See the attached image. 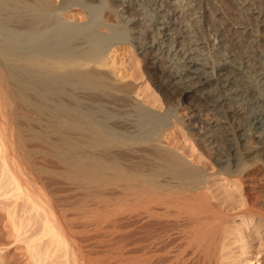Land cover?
Segmentation results:
<instances>
[{"label": "bare ground", "instance_id": "bare-ground-1", "mask_svg": "<svg viewBox=\"0 0 264 264\" xmlns=\"http://www.w3.org/2000/svg\"><path fill=\"white\" fill-rule=\"evenodd\" d=\"M160 1L62 0L57 3L55 0H0V68L6 70L9 66L17 67V70L29 75L33 79L32 87L28 84L31 88L25 87V91L29 93L28 89L34 87L37 90V96L34 93L31 94H34L35 99L38 97L37 99H40L41 102L48 101L49 103H54V106L56 104L63 109L67 108V116H70L74 121L68 127L74 126L75 121L78 124L83 121L86 122L83 119L89 116L95 121V126L98 124L99 118H101L100 127L105 128L107 134L115 133L114 136L120 134L119 136H122V139L124 138L123 135L126 136L123 144L111 138L109 146H104L105 153L106 151L109 153L115 150H120L119 152L121 153L122 148L118 149L119 146L137 142L143 145V148L139 146L135 149L134 147V150H132L134 153L130 154L138 153L141 155V153H147L148 158H150L149 155L152 156V167L142 168L146 167L143 164L140 169L139 167L132 169L131 164H126L127 166H125V164L120 162L121 164L114 168L117 174L113 173L117 177L126 178L124 184H122L127 186L125 185L127 182L128 186L122 187L125 188L123 190L117 189L118 192L123 191L124 197L121 196V192L115 193V195L119 194L120 197L119 195L117 196L121 200L127 196L129 197L127 198L133 213L130 215L131 217L134 216L133 218L135 219L132 221L133 226L135 225L134 223H140L139 220L141 221V218L144 219L146 225L143 223L144 227H142V223H140L141 225L139 226L144 231L145 226H150L154 218H156L155 221L159 218V222L162 219L164 224V219L167 222L174 220L178 224L176 226L174 223L176 227L173 225L172 228L174 227V229L169 232L163 229L164 232L162 233L167 231V235L169 234L168 236L165 235L166 239L163 237L165 240H161L160 236H157L159 233H156V237L152 236L149 231H146L145 236L142 235L140 237L141 233L139 231L142 232V228L135 225L133 231L138 228L141 229H138V232L137 230L135 231V233H139V236L135 235L137 237L134 236L135 238L132 242H130L133 238L131 236L132 238H130L129 242L130 245L131 243L134 244L132 246L134 253L130 251L132 247L129 251L134 257L131 258L138 260L137 264H144V262L139 263L140 260H159L158 263H160V260H166L165 264H185L189 260H193V263L198 262V264H219L220 255H222L221 253L224 249L225 236L227 235L224 227L226 215L215 208L216 206H214L212 201L213 195L211 196L208 191L207 182L208 178H210L209 176H211L207 170L208 168L204 166L206 165L205 163L202 164L204 168L195 167L194 165L188 166L191 162L189 161V164L187 158H185L186 156L178 151L180 145L175 140L170 142L174 143L177 149L174 146L170 147V142V145L167 142H164L165 145H161L165 136L167 137L165 134L167 122L164 125L161 123L162 126L156 128V124L160 125V119H158V123L155 124L156 127H154V124L153 126L150 125L152 129L156 128L152 137L147 135L149 139L142 140L143 136L141 139L139 138L140 131H143L144 126L146 127L150 117L162 115L152 110L146 101L147 105L144 100L140 99V88L132 79L134 74L131 73L132 71L126 72V67L124 68L123 64L116 60L115 56L120 46H129L137 50L144 60L147 61V66L151 68L147 73V75H150L148 77L151 78L158 90L162 92L168 103L171 102L172 98L178 96L191 106L201 103L205 111L211 112L215 117L214 121L208 124L209 127H203L202 129L218 132V134H212V140H209L215 152L220 154V158H216L215 161L218 163L217 166L219 165L218 170L221 173L224 172V164L230 163L232 166L231 173L238 172L240 175L250 167V164L244 161L242 154L248 153V155L253 156H251L252 158H257V161L261 160L264 162V0H207L209 6L202 4L201 1L198 6L189 3L188 8L193 10V13H196V19L201 18L206 31L214 37V43L209 42L208 38H206V33L202 36H194V38L187 34L181 19L183 16H178L179 13H181L180 15L186 13V8L184 9V6H180L182 4L181 1L172 2L174 0H165V5L160 3ZM228 1L237 9L235 12L241 16V19L240 16L239 18L236 16L234 18L232 10L229 12L226 10L225 5L228 4ZM120 8H122V11L125 10L124 14H121ZM98 9L104 12V18L94 17L93 14L97 13L95 11ZM245 13H247V17ZM108 14L116 16L118 23L115 25L107 23L105 17ZM85 17L87 20H83ZM71 18L73 19L72 21L70 20ZM253 19L256 21L252 22ZM150 33L153 36L149 41ZM201 43H207L206 48L211 49L215 53L218 58L217 64L215 62L208 64L203 60V52L197 50ZM180 45L182 46L181 48L179 47ZM162 61H165L166 64ZM2 69H0V101L3 95H6L5 89L10 85L5 77L7 75L3 74ZM19 81H21V84L25 82L22 79ZM6 83H8L7 86H5ZM25 95L23 94L24 97ZM32 95L29 93V98ZM32 100H34V97ZM73 103L76 105H72ZM85 103H90L89 105H92L95 109L89 107L90 109H88L91 111L87 112ZM50 106L52 108L53 104ZM106 106L116 112L111 111L112 109L110 108H105ZM99 107H101V117H98L97 113V108ZM102 110L106 113H103ZM55 112H53L55 116L57 114L65 117L62 116L66 120L59 117L65 123H67V120L72 122L70 117L67 119L63 114L64 110L62 113H59L58 110ZM53 113L51 115H54ZM108 113L109 115H107ZM230 113L233 116H239L241 121L236 126H231L228 122L225 123L227 126L220 125L223 123L221 121L222 118L231 117L232 114L230 115ZM102 114H106L108 117ZM59 118L56 119L59 120ZM55 120H53L54 123L58 121ZM178 121L182 122L183 120ZM83 123V127L78 125L81 127H79L80 129L85 127ZM56 124L54 125L56 126ZM61 124H63L62 121ZM90 125L92 124L90 123ZM92 127L90 126L88 129ZM96 127L87 131L93 135L91 131H96L98 129ZM187 128H189V132L194 130L193 127L188 126ZM146 129L145 131L147 132L149 129ZM56 130H58L57 127ZM78 130L77 132L79 133L80 130ZM98 131L93 136L98 135L99 137L100 134L105 132L101 133L100 130ZM88 132L86 134L90 135ZM198 132H201V130ZM71 134L74 139V135L76 136L77 133ZM105 136L107 138L109 135ZM119 136L116 137L118 138ZM251 137L254 139L255 148L249 145L248 139ZM1 140L0 136V149L3 142ZM76 141V139L73 140L74 143ZM220 143H223L222 146H220ZM166 144L168 147H166ZM77 145L71 148L76 149ZM82 145L83 143H80L79 148ZM88 145L87 147H89ZM240 147L242 148L239 150ZM242 149H245L244 153L241 152ZM118 151L112 153L118 155ZM87 153L84 155L88 156ZM126 153L129 154L128 152ZM2 154L0 153L1 156ZM80 154H83V152L79 153L78 156H74V154L73 157H76V159L86 158V156L84 157ZM101 156L104 155L90 156V158L96 157L94 161L96 160L97 163V157ZM119 157L121 158V156ZM76 159L74 158L73 160L77 161ZM125 159L127 160V157ZM4 160L6 159L4 158ZM99 161L101 162L102 160ZM150 161H147V163L149 164ZM91 163L96 165L93 160ZM91 163L88 162V164ZM101 164L104 165L103 162ZM86 166L88 167V165ZM92 166L90 167L93 168ZM7 169L9 168L7 167ZM97 169H99V172L100 165L99 168L97 166ZM162 169L163 173L161 172ZM83 170L86 172L85 169ZM107 170L109 169L107 168ZM106 177L104 176V179ZM14 178L16 179V177ZM104 179H102V182ZM20 189L23 190L22 186ZM254 200L250 199V202H252H249L246 210L257 219L264 221V210L258 209L257 202ZM116 201L120 202L117 198ZM118 204L116 203L117 207L120 205ZM128 206L122 207L124 210L126 208L127 211L128 209L131 210ZM117 210L118 212H121L119 210L123 212L120 206ZM122 216V214H119V217ZM119 224L121 225V223ZM44 225L47 233L51 234L53 238L59 236L53 224L51 225L49 221L45 220ZM158 225L156 228L159 229ZM167 225L172 224L168 223L166 227ZM149 228H153L152 224ZM172 230H175V232ZM119 231L122 233L121 230ZM150 231L152 230L150 229ZM172 232L177 237L173 238L172 236L175 235H171L170 233ZM119 239L121 241L124 240L121 237ZM122 243L121 245H123ZM120 249L126 252L124 250L126 248ZM263 250L258 249L257 253H261ZM124 256L126 255L124 254ZM124 256L121 255V257L125 258ZM155 261L153 262L155 263ZM190 261L187 263L192 264ZM145 264L147 263L145 262Z\"/></svg>", "mask_w": 264, "mask_h": 264}, {"label": "rangeland", "instance_id": "rangeland-1", "mask_svg": "<svg viewBox=\"0 0 264 264\" xmlns=\"http://www.w3.org/2000/svg\"><path fill=\"white\" fill-rule=\"evenodd\" d=\"M61 1L62 0H55L57 3ZM164 1L165 0H161L160 3L165 5ZM176 1H181L182 4L180 6H184V9L186 8V13L182 15L179 13L178 16H183L181 19L183 20V27H185L187 34L194 38V36H202L204 33H206L205 35L209 42L214 43V37L212 34L206 31L201 18L197 17L199 20L196 19V13H193V10L188 8L189 3L198 6L200 1L202 4H207V6H209L207 0H174L172 2ZM227 3L228 4L225 5L226 10L228 12L232 10L234 13V18L235 16L239 18L240 15L235 12L237 9L234 7V5L230 1ZM119 10H121V14H124L123 12L125 10L122 11V8ZM95 12V14H93L94 17L104 18V12H101L100 9ZM245 15L246 17L248 16L247 13H245ZM125 16L127 15L125 14ZM249 16L251 15L249 14ZM247 19L250 20L249 18ZM70 20L72 21L73 19L71 18ZM83 20H87V18L85 17ZM105 20L107 23H112L113 25L118 23V19L116 16L114 17L113 14H108L105 17ZM254 21L256 20L253 19L252 22ZM152 36L153 34H151L149 41L151 40ZM206 44L207 43H201L197 50L199 52H203V60L206 61V63L210 64L215 62L217 64V56L211 49L206 48ZM179 47L181 48L182 46L180 45ZM194 48H196V46H194ZM116 52V60L120 61L119 63H122L124 68L126 67V72L132 71L131 73L134 74V76L132 75V79H134L136 85L138 84V88L141 89H139L140 96L142 97H140V99L142 101L144 100V102L146 101L152 110L162 115L158 117H150L146 127L144 126L143 131H140L139 138L141 139L143 136L144 138L142 137V140L149 139L148 136L152 137L156 128L166 124L167 122V128L165 127V134L167 137L165 136V139L162 141L161 145H165L164 142H167V144L170 145V141L173 142L175 140V142L180 145H178L179 147L177 146L178 151L182 153V155L184 154V156H186L185 158H187L188 162H191V164L189 162L190 165L187 164L188 166L194 165L195 167L197 166L202 168L205 166L208 168L207 170L211 175L209 176L210 178H208L207 182L209 187L208 191L211 193V196L213 195L212 201L214 202V206H216L215 208L226 215L224 227L225 233H227V235L225 236L224 249L222 250V255H220L221 259H219V264H250L251 261V264H264V250L261 253H257L258 249H264V221L257 219L246 210L249 206L250 199L252 201L255 199L254 201L257 202V208L264 210V162L261 160L257 161V158H252V155L245 153L242 154V157L244 161L247 162V164H250V167L244 170L243 173H241L242 175H239L238 172L231 173L232 166L230 163H225L224 172H219V165L217 166L218 163L215 161L216 158H220V154L216 153L215 149L212 148L213 145L209 143V140H212V134H218V132L202 129L203 127H209L208 124L214 121L215 117L213 114L207 110L205 111V108L201 103H198L200 106L198 104L194 105L196 107L195 108L193 105L191 106L188 104V102H185V100H181V98L178 96L172 98L171 102L168 103L162 92L158 90L151 78L148 77L150 75H147V73L151 70V68L147 66V61L144 60L143 56L140 55L137 50H134L129 46H120ZM162 62L165 63V61ZM17 69V67L9 66L6 70H1L3 71V74L7 75L5 77L10 85L8 87V83H6V95H3V98H1L0 101V136L2 139L1 141H3L0 149V153H3V157L0 155L2 157H0V264H137L138 260H134V257L131 255V252L134 253L132 247L134 244L131 243L130 245V242L134 241V238L137 237L135 235L139 236V233H141L140 237H142V235L145 236L146 231H149L152 236H156V233H159L160 235L158 234L157 236H160L161 240L164 238L166 239V236L169 235H167L166 232L174 229V227L178 226V224H176V221L174 220H171L172 222H167L166 219H164V224L161 218L160 222L162 223L159 222V218H157L158 223H156V218H154L151 222L152 227L156 229H154L153 234V228H149L151 224L148 227L145 226L144 231L142 228L144 227V219L141 218L142 222L140 220L139 222L142 223V227L139 226L141 225L140 223H133L136 226L138 225L141 227L142 232L138 230L141 228H138L136 230L137 232L139 231V233H135L136 230L133 231L135 225H132V221L135 219L133 218L134 216L131 217L133 213L128 199L129 197L127 196L128 198L125 197L123 200H121L119 198V194H117L119 197L115 195V193L120 192L121 196L124 195V193H122L123 191L118 192V190H123L125 188L122 187L128 186L127 182L125 183L127 186L123 185L126 178L124 179L119 176L117 177L116 175H113V173L117 174L115 173L114 168L121 163L125 164V166L131 164L130 166L132 169H136L138 167L140 169L143 164L146 167L142 168L152 167V156L149 155L150 158H148V155H146L147 153H141V155L138 153L130 154L133 152L132 150H134V147L135 149H137L139 146L140 148H143V145L138 144L137 142H131L132 144L129 143L127 145H122L121 147L119 146L118 149L122 148L124 152H122V149L121 153L119 152L120 150H115L119 152L118 155L116 153H112L115 151L109 152L111 154L107 153V151L105 153L104 146H109L108 144L111 143V138L115 139V141H118V143L123 144L126 136L121 134L124 137L122 139V136H119L120 134L116 135L119 136L118 138L114 136L115 133L107 134L105 128L100 127L101 118H99V122L96 121L98 123H96V127L94 125L95 121H93V118H90L89 116H87L88 119H83L86 121H83L84 123L82 122L85 124L84 128L80 129V126L83 127V125L82 123L78 124L76 121L75 125L80 126L77 128L75 125V127L73 125L68 127L74 122L70 116H67L68 109H63L56 104L54 106V103H49L48 101V103L46 101L41 102V100H38V97H36V99L40 102L39 104V102L35 99V96H33L34 94H37V90H35L34 87V91L33 88L30 89L32 87L31 83L33 82V79L29 75H26ZM16 74L18 75L17 77ZM20 79L25 82L21 84V81H19ZM28 84L31 87L28 86ZM25 87H30L28 89L30 95H32L31 93H34L32 96H30V98L29 93L25 91ZM23 94H26V98L23 96ZM33 97L34 100H32ZM51 104H53L54 108H51ZM87 104L88 103H85L87 108H85V105L83 104L87 112L91 111L89 110L90 108L95 109L92 107V105H89L90 103L88 104L89 106ZM72 105L76 104L73 103ZM105 108L108 109L110 107L106 106ZM49 109H51L54 113H56L55 111L57 110L58 112L61 110L59 113H62L64 110L63 114L67 117V119L70 117L72 122H68L70 120H67V123H65L63 120L66 119H63V115L60 114L61 116H58L56 114L55 116V114ZM97 110L98 117H101V107L97 108ZM103 111L104 110H102V112ZM111 111L115 110L112 109ZM51 113L54 115H51ZM231 114L232 113H230V115ZM107 115H109V113ZM53 116L55 119L60 117L63 120L60 118L59 120L56 119L59 121L58 122L53 119ZM106 116L104 117L106 118ZM104 117L103 119H105ZM158 119H160V125L156 124L158 123ZM177 119L183 121L181 122ZM53 120H55L57 124L56 122L54 123ZM88 120L89 123L87 124ZM61 121L64 125L61 124ZM221 121H223V123L220 124L222 126H227L225 124L227 122L231 126H236L241 121V118L239 116H233L232 114L231 117L222 118ZM58 123L61 125L59 124V126ZM90 123L92 124L90 125L91 127L94 125V127L98 128H95L96 131H91L93 135H95V132L98 133V130H100L101 133L103 131L105 132L100 134L99 137L98 135H96L97 137L93 136L88 132L92 128L94 129V127L88 129L90 127ZM182 123L186 125L183 124V126ZM54 124H56V126ZM153 124L154 127H156L155 124L157 125L156 128L153 127L154 129H152L150 126H153ZM186 126L193 127L194 130L190 131V133L189 128ZM56 127L58 130H56ZM146 128L152 131L149 132V130ZM145 129L148 133L145 131ZM199 130H201V132H198ZM86 132H88L90 135L86 134ZM71 133H77L76 136L74 135V139L72 138L73 136ZM104 133L107 136L109 135V138L107 137L108 140L110 139L109 142L108 140L105 142L107 138ZM149 133L151 134L149 135ZM103 138L106 139L101 140ZM75 139L79 142L77 143L76 141L74 143L73 140ZM248 142L252 148H255L254 139L252 137L248 139ZM80 143H83L84 146L82 145V147L79 148ZM167 144L166 147H168ZM173 144L174 143H171L170 147L174 146V148H176L175 144ZM217 144L219 145V143ZM222 144L223 143H220V146H222ZM74 145H77L78 147L76 146V149L71 148L75 147ZM87 145L91 149L87 147ZM125 148L131 151H126L127 149L125 150ZM241 148L242 147H240L239 150ZM243 151H245V149L241 150V152ZM81 152H83V154L80 155H83L84 157L86 156L84 154L89 152L87 153L89 157L86 156V158L88 157L89 159L87 158V160L86 158L81 157L79 160L76 159V157H73L74 154V156H78V154ZM100 155L104 156L97 157V163L96 160L94 161L96 157H91L96 165H100V171L98 172L99 169H97V166L99 168V165L96 166L94 163H91L92 160L90 156ZM119 156H121V158ZM124 157H127V160ZM134 157L137 160H134ZM4 158L6 160H4ZM74 158L77 161H74ZM99 160L102 161L100 162ZM129 160L130 162H128ZM147 161H150V163L148 164ZM6 162H8V166ZM88 162L95 166L93 167L91 164H88ZM102 162L104 165L101 164ZM204 163L206 165L203 166L202 164ZM86 165H88V167ZM105 165L107 166L105 167ZM7 167L11 170L7 169ZM107 168L109 170H107ZM83 169H85L86 172ZM9 171L12 173V175H15H13V177H16L17 182L15 178L13 179ZM161 172L163 173V169ZM104 176H107L106 179L109 181L104 179ZM96 178L99 180H96ZM113 178L114 180H112ZM102 179H104L103 182ZM12 186H14L13 190ZM21 186L23 190L20 189ZM115 190L117 191L115 192ZM115 196H117V200L119 199L121 203L116 201V198H114ZM124 200L127 201L125 202ZM33 202L35 203V209L33 207ZM116 203L120 204L118 205L120 206V209H123V212L122 210H119L121 212H118L117 208L119 206L117 207ZM122 206H128L131 208V210L128 209L127 211V208L124 210ZM119 214H122L123 216L119 217ZM45 220L49 221L51 225L53 224V227L59 236H55L53 238L51 234L47 233V229L45 228L46 226L44 225ZM119 223H121V225ZM168 223L172 224L167 225L168 229L170 228L169 230L166 227V224ZM144 225L146 224L144 223ZM157 225L160 227V230L156 228ZM173 225L174 227L172 228ZM150 229L152 231H150ZM163 229H166L167 231L162 233L164 232ZM119 230H121L122 233ZM172 231L175 232V230ZM133 232L134 234H132ZM173 232L170 234L175 235ZM162 234L163 236H161ZM58 237L60 238L58 239ZM120 237L124 239L122 240L124 241L123 243L121 239H119ZM172 237L174 238L177 236L175 235ZM130 238H132L131 241ZM121 243L123 245H121ZM119 247L122 249L126 248L124 249L126 252H123V250H121ZM131 247L133 251L130 250V252L129 249H131ZM257 247L259 248L257 249ZM121 251L122 253L119 254ZM123 253L126 256H124ZM121 255L125 258L121 257ZM128 257L133 258L129 259ZM140 261L139 263L144 262L145 264L146 262L148 264V262H150L151 264L155 260H151L152 262L150 260H145L142 262ZM158 261L156 260L155 263L153 262L152 264H156V262L157 264H165L166 262V260H163L164 262L160 260V263H158ZM192 261L193 260L190 262ZM187 262H185V264H190ZM192 264H198V262H192Z\"/></svg>", "mask_w": 264, "mask_h": 264}]
</instances>
